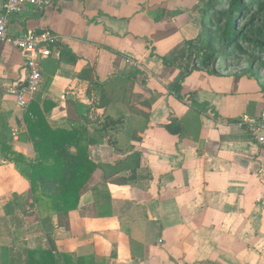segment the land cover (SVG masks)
Instances as JSON below:
<instances>
[{"label": "crops", "instance_id": "crops-1", "mask_svg": "<svg viewBox=\"0 0 264 264\" xmlns=\"http://www.w3.org/2000/svg\"><path fill=\"white\" fill-rule=\"evenodd\" d=\"M206 1L50 0L10 18L0 42V264L46 246L48 223L4 212L30 189L4 157L36 155L28 109L11 95L27 79L12 40L43 30L59 42L38 62L34 111L52 130L82 127L96 165L67 229L50 218L55 256L69 254L73 264H264V145L237 127L264 113V79L252 70L179 69L203 31L194 23ZM172 120L179 135L166 130Z\"/></svg>", "mask_w": 264, "mask_h": 264}, {"label": "trees", "instance_id": "trees-1", "mask_svg": "<svg viewBox=\"0 0 264 264\" xmlns=\"http://www.w3.org/2000/svg\"><path fill=\"white\" fill-rule=\"evenodd\" d=\"M241 0H209L201 9L204 13L201 26L202 33L196 40L190 41L188 48L183 51V67L179 69L188 75L195 68V63L201 69H208L216 56H223L219 71H227L229 60H234V54H242L243 47L239 44L248 41V46L264 49V0H252L248 5L249 21L243 28L238 27L239 15L245 6L239 5ZM255 7L260 12L249 14ZM238 10L239 12H236ZM263 13V15H262ZM256 16V17H255ZM263 21H259L258 19ZM257 23V24H256ZM248 26V29H247ZM248 34V39H247ZM211 58L213 60H211ZM180 63V64H181ZM167 65L168 62L164 61ZM173 64V63H172ZM250 68L249 70H252ZM184 76L178 79L182 80ZM50 80H48V85ZM180 85L175 82L173 90L178 95ZM33 104L29 105L26 118L31 122L29 135L32 141L35 158L27 159L23 155L11 151L4 157L14 164L15 170L29 182L30 189L25 196L14 194L4 206L5 215L22 214L28 225L43 222L46 236L45 248L36 247L27 249L23 259L18 257L12 264H73L71 255L60 254L56 257L51 238L52 230H47L50 218L56 216L58 226L68 227V213L78 209L81 195L96 165L88 160V141L82 127H75L70 131L52 130L43 124L42 114H36ZM76 106V105H75ZM84 113V112H83ZM36 117L32 121V118ZM179 122L172 120L166 130L171 134L179 135ZM75 148V153L70 149ZM6 149H8L6 147ZM30 209L33 210L30 212ZM44 217V218H43ZM84 259H78L76 264H85Z\"/></svg>", "mask_w": 264, "mask_h": 264}, {"label": "built area", "instance_id": "built-area-1", "mask_svg": "<svg viewBox=\"0 0 264 264\" xmlns=\"http://www.w3.org/2000/svg\"><path fill=\"white\" fill-rule=\"evenodd\" d=\"M50 0H4L0 11V42L7 40V26L12 16L18 15L23 6L43 8ZM59 38L49 31L30 32L12 40L13 46L24 54L26 59L27 79L24 84L11 91L16 106L26 111L29 104L40 90L42 75L38 62L50 57ZM237 127L250 134L258 143L264 145V113L258 119L241 118Z\"/></svg>", "mask_w": 264, "mask_h": 264}, {"label": "rangeland", "instance_id": "rangeland-1", "mask_svg": "<svg viewBox=\"0 0 264 264\" xmlns=\"http://www.w3.org/2000/svg\"><path fill=\"white\" fill-rule=\"evenodd\" d=\"M209 1V0H208ZM208 1H206L205 3H207ZM252 0H241L239 2V5L241 6H245L246 9H244V11H242L240 13V17H239V21H238V27L241 29L243 28L245 25H247L248 21H249V17H248V11H245V10H248V5L249 3L251 2ZM202 6V5H200ZM209 8V5L207 7H204L203 9H207ZM236 12H239L238 10H236ZM257 12H260V9L256 10L255 7H253L251 9V12L249 13L250 15L254 14L255 13L257 14ZM264 13V12H263ZM262 13V15H263ZM198 16H199V22H195L194 24L196 26H199L202 22V19L204 18V13H203V10H199L198 12ZM256 17V16H255ZM259 21H263V18L261 19H258ZM257 24V23H256ZM247 29H248V26H247ZM247 39H248V34H247ZM242 47H243V53L242 54H234V60H229V64L227 63L228 67L226 68V70L228 71L227 74H238V73H244V72H248V70L250 68H253L252 71L254 73H256V75L262 79H264V49L261 50V49H256V48H253L251 46H248V41L246 42H241L239 43ZM223 58V56H216L213 61H211L212 65L210 66V70L211 71H214V72H218L219 69H218V65H220L221 63V59ZM211 58V60H213ZM197 63H200L199 61H197L195 63V68H199L200 65L197 64ZM201 68V67H200ZM91 90V89H90ZM90 90H87V92H89L91 95L95 96L94 94L96 93V91H101L102 92V89L100 90H97V89H94L92 88L93 92L91 93ZM2 208V202H0V209ZM33 211L30 209V212ZM4 224L2 222H0V230H2L4 228L3 226ZM5 260H3L4 262Z\"/></svg>", "mask_w": 264, "mask_h": 264}]
</instances>
